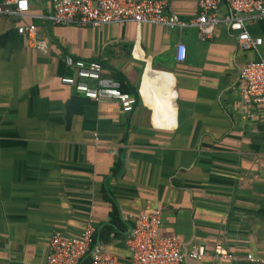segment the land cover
I'll return each mask as SVG.
<instances>
[{
	"label": "crops",
	"instance_id": "1",
	"mask_svg": "<svg viewBox=\"0 0 264 264\" xmlns=\"http://www.w3.org/2000/svg\"><path fill=\"white\" fill-rule=\"evenodd\" d=\"M27 1L21 16H0V264H45L55 234L79 237L89 221L96 243L128 261L133 218L155 212L159 235L184 253L221 245L231 264H264V110L245 103L240 79L247 63L264 61V18L245 17L263 44L244 51L225 4L201 41L195 26L48 30L50 0ZM198 4L169 0L166 10L190 22ZM30 24L36 42L17 32ZM67 56L119 79L137 104L63 84L75 74Z\"/></svg>",
	"mask_w": 264,
	"mask_h": 264
},
{
	"label": "built area",
	"instance_id": "2",
	"mask_svg": "<svg viewBox=\"0 0 264 264\" xmlns=\"http://www.w3.org/2000/svg\"><path fill=\"white\" fill-rule=\"evenodd\" d=\"M168 2L169 0H54V14L47 19L57 26L74 24L95 29L127 22L161 25L180 32L195 26L199 40L205 41L212 37L220 25L217 11L225 4L230 10L225 24L235 33L240 48L244 51H256L263 44L261 38L253 37L248 32L244 20L246 16L263 19L264 0H199V16L190 22L169 14L166 10ZM28 8L27 0H0L1 17H19ZM17 32L31 42L37 40V28L34 24L21 26ZM176 56L179 63L184 62V45L177 46ZM65 62L75 74L62 78L61 82L77 93L94 100H115L124 109L137 104L135 97L122 90L120 81L105 76L99 69L88 67L81 60L67 56ZM240 79L245 84L242 90L245 103L256 104L264 110V61L247 63L240 72ZM85 80L94 81V86ZM162 222L161 212L133 218L127 240L131 257L125 261L107 253L96 243L98 229L89 221L79 237L55 234L50 240L45 264H83L88 260L91 264H184L187 259L201 262L208 257L219 259V262L213 261L211 264H231L232 255L221 245L215 247L212 255L204 247L188 253L182 252L176 238L159 235ZM248 260L251 263L260 262L252 256H248Z\"/></svg>",
	"mask_w": 264,
	"mask_h": 264
},
{
	"label": "water",
	"instance_id": "3",
	"mask_svg": "<svg viewBox=\"0 0 264 264\" xmlns=\"http://www.w3.org/2000/svg\"><path fill=\"white\" fill-rule=\"evenodd\" d=\"M53 14H54V0H50V16L52 17ZM51 24H52V22L49 20L48 24H47L48 30H49Z\"/></svg>",
	"mask_w": 264,
	"mask_h": 264
},
{
	"label": "trees",
	"instance_id": "4",
	"mask_svg": "<svg viewBox=\"0 0 264 264\" xmlns=\"http://www.w3.org/2000/svg\"><path fill=\"white\" fill-rule=\"evenodd\" d=\"M116 80L120 81L119 79H116ZM122 90H123L124 92H126L123 88H122ZM114 218L117 219V214H115ZM114 222H115V220H114ZM88 262H89V264H91V262H90L89 260L87 261V263H88Z\"/></svg>",
	"mask_w": 264,
	"mask_h": 264
}]
</instances>
